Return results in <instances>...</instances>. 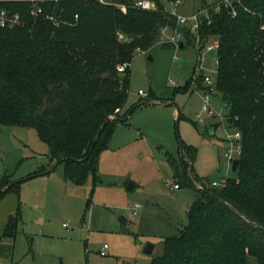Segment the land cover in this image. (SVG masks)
Segmentation results:
<instances>
[{
  "label": "trees",
  "instance_id": "1",
  "mask_svg": "<svg viewBox=\"0 0 264 264\" xmlns=\"http://www.w3.org/2000/svg\"><path fill=\"white\" fill-rule=\"evenodd\" d=\"M113 1L125 4L127 13L100 0L52 1L40 5L35 16L30 3L7 5L20 11L22 23L0 28V126L35 129L54 167L20 180L3 176L0 201L10 192L18 195L24 180L59 164L64 178L77 185L85 184L90 172L97 181L101 154L109 149L117 124H127L139 106L126 108L136 52L155 44L176 47L161 37L164 26H178L166 5L176 0H153V9L133 6L132 0ZM234 1L235 16L218 1L221 10H211L212 22L204 20L199 35L218 42L216 91L230 107L231 126L243 135L240 164L225 186L207 187L194 172L196 147L183 142L179 160L166 152L179 187L198 195L188 223L164 239L163 254L151 264H264V0ZM184 36L183 48L195 42L186 28ZM122 64L125 71L118 69ZM186 83L175 92L189 90L193 82ZM21 221L19 202L2 237L14 239Z\"/></svg>",
  "mask_w": 264,
  "mask_h": 264
},
{
  "label": "rangeland",
  "instance_id": "2",
  "mask_svg": "<svg viewBox=\"0 0 264 264\" xmlns=\"http://www.w3.org/2000/svg\"><path fill=\"white\" fill-rule=\"evenodd\" d=\"M218 1L180 0L166 5L173 13L189 16ZM217 54L216 50L204 52L207 68L197 71L194 65L199 51L194 43L184 48L155 44L146 52H136L130 68L126 108L139 106L127 124H117L109 150L99 161L97 181L90 172L85 184L71 183L65 193L45 202L44 228L38 225L41 222L36 219L35 207L25 204L23 198L22 210L26 215L14 243L13 264H151L163 254L164 239L178 235L188 223L190 207L198 195L189 187H173L179 180L173 177L166 152L180 159L183 146L178 130L185 145L197 148L194 172L206 180L207 187H211L213 180L235 175L224 158L225 140L235 132L228 124L230 107L226 99L213 91L210 104L215 115L209 118L205 114L208 116L205 124L197 121L205 104L199 74L216 78ZM187 81L193 82L189 90L183 91L182 87L175 92ZM140 90L146 96L140 95ZM152 97L154 100H149ZM172 103L182 115L178 130V110ZM210 125L216 129L213 135L206 130ZM49 153L48 145L35 129L0 126V180L8 174L11 180H20L42 166L53 168ZM62 170L63 165L59 164L54 178L61 176ZM133 181V190H128ZM196 184L203 186L200 182ZM26 187L23 191L29 194L31 190ZM16 201L17 197L10 193L0 203V233ZM122 216L127 219L125 223ZM24 228L31 230L28 237ZM43 229L51 236L39 235ZM9 240L3 243L11 244ZM106 243L107 254L101 256L100 250ZM150 243L155 248L146 254L144 250ZM0 264L11 261L0 259Z\"/></svg>",
  "mask_w": 264,
  "mask_h": 264
},
{
  "label": "built area",
  "instance_id": "3",
  "mask_svg": "<svg viewBox=\"0 0 264 264\" xmlns=\"http://www.w3.org/2000/svg\"><path fill=\"white\" fill-rule=\"evenodd\" d=\"M27 2L30 3L32 6V15H38L41 11L40 5L44 3H50L52 1L54 2H60L62 0H0V28L4 27H16L19 26L20 23H22V15L20 11L16 12L7 6L8 4H11L13 2ZM103 3L107 4H116L118 7H121L122 10L127 13V6L122 3L114 2L113 0H100ZM179 2L180 0H176ZM133 6H136L141 9H153L155 8V3L153 0H132ZM174 3V2H172ZM228 6L232 5L231 0H223V2ZM221 4L217 3L216 5L212 7H207L203 10H197L194 11L191 15H182L179 13H173L177 15V21L178 26L176 29H172L169 25L164 26L161 31V37L162 42L170 43L175 45L176 47L180 45V43L185 40L184 36V29H188L191 34H194L196 36L195 39V46L197 48V51H199L198 55V61L195 63L194 67L197 69V71H200L201 69H206L207 67L204 65V52L208 51H217L218 42L216 40H208L205 41L202 39V37L199 35V30L202 22L204 20H208L209 23L212 22L211 20V10L213 9L215 12H219L221 10ZM233 16L236 15L235 9L231 12ZM163 36L166 37V40H163ZM119 37L124 39V36L122 34H119ZM218 55V54H217ZM216 62L218 64V56L216 58ZM127 65L122 64L118 66V69L121 71H125ZM200 73V72H198ZM203 75L202 83L204 86L203 90V98L205 100V104L202 108V112L197 115V121L201 123H206V120L209 116L212 117L215 115L214 111L211 108L210 104V95L213 91L216 90V78L212 77L211 74H203L200 73L199 75ZM140 95L146 96V93L143 90L139 91ZM205 114H208V116H205ZM227 120H229L227 118ZM235 120H238V117L235 118ZM228 124L231 128L235 129L234 134L228 135V138L225 140L226 149L224 152V158L227 161V168L229 170H232L233 163L235 159H239V157L242 154L243 144H242V132L240 129L236 127H232L231 123L228 121ZM233 171V170H232ZM230 176L223 177L221 180H213L211 183V186L216 187H222L225 186L229 180ZM175 189H179V185L175 183L173 185ZM139 205H137L138 207ZM109 248V245L106 243L104 247L100 250V255L104 256L107 254V249Z\"/></svg>",
  "mask_w": 264,
  "mask_h": 264
},
{
  "label": "crops",
  "instance_id": "4",
  "mask_svg": "<svg viewBox=\"0 0 264 264\" xmlns=\"http://www.w3.org/2000/svg\"><path fill=\"white\" fill-rule=\"evenodd\" d=\"M115 131H116V128H115ZM115 133H114V135H115ZM114 135H113L111 141L113 140ZM111 141H110V143H111ZM109 147H110V144H109ZM107 150H109V149H107ZM107 150H105V151H107ZM105 151H103L102 154ZM102 154H101V156H102ZM100 160H101V157H100ZM40 168H45L46 171L52 169L50 167H45V166H42ZM54 171H51V172H48V173H44V174L39 175L38 177H35V178H30V179L24 180V183L21 185V187L19 189V194L17 195L16 193H14L15 197H17V201H16V203H15V205L13 207V210L11 212H9V215L7 216V220H8L10 215L15 214V211H16L18 205H19V202H20L21 213H22V221H21V223L18 226L19 230H18L17 235L19 234L20 229H21L20 227L23 224L24 214L26 215L25 211L22 210V207H23L22 199L23 198H25V204L28 203L29 205H33L35 207L36 219L41 222L38 225L41 226L42 228H44L43 225H45L44 224V222H45L44 213L45 212L43 211V206L42 205L46 204L45 202H47V201H49L51 199H54L55 196H58L61 193H65L67 188H68V186H69V184L74 183L72 180L70 181V180H66L64 178L63 170H62V175L61 176H56L54 178ZM34 172H35V170L31 171V172H28L23 177H26L30 173H34ZM23 177L21 179H23ZM75 185H77V184H75ZM24 186H27L26 188L31 190V192L29 194L25 193V190L23 191ZM10 193H13V192H10ZM10 193H8V194H10ZM27 194L30 195L29 196L30 199H28V197H27L28 195ZM26 197H27V201H26ZM6 198H7V195L5 196L4 199H2L0 201V203L5 201ZM24 229H25L24 233L26 235H27V233H29L31 231V230H29V228H24ZM2 232H3V227H2V231L0 233V259L3 260L4 262H10L11 261V264H13L14 261H15L14 260V256H15V244L14 243H15V240L17 238V235H16V237L14 239H10V240L13 241V243H12V242H9L10 241L9 239L2 237ZM36 234H37V232H36ZM50 234L51 233H48V231H44V229H43V231H41V234H39V235H43V236L49 237V236H51ZM27 237H28V235H27ZM5 240H9L8 243L13 244V247H12L11 244L3 243V241L7 242Z\"/></svg>",
  "mask_w": 264,
  "mask_h": 264
},
{
  "label": "water",
  "instance_id": "5",
  "mask_svg": "<svg viewBox=\"0 0 264 264\" xmlns=\"http://www.w3.org/2000/svg\"><path fill=\"white\" fill-rule=\"evenodd\" d=\"M232 5H230L229 6V10H230V12H232L233 10H234V8L236 7V2L234 1V2H232L231 3ZM183 46H184V44H183V42H181L180 43V45H179V47L180 48H183ZM149 58H152V55H150L149 56ZM144 104V103H143ZM161 104H163V102H161ZM173 105H175V107L177 108V110H178V115H179V108L177 107V105L175 104V103H172ZM110 118H115V117H110ZM109 119V118H108ZM107 119V120H108ZM123 121H125V120H127L126 118L125 119H122ZM179 120H180V115H179V117H178V119H177V130H178V124H179ZM208 130H209V134H215V132H216V129H215V127L214 126H211L210 125V127H208ZM178 136H179V142H180V145L182 146L183 145V141H182V138L180 137V135H179V130H178ZM71 159H74L73 157H70ZM57 160H59V158H57ZM239 164H240V160H238V159H235V161H234V163H233V168H232V170H233V172H236L237 170H238V167H239ZM13 183H11L10 185H12ZM135 186V182L133 181V182H130L129 184H128V190H133V187ZM202 189L204 190V191H206V189L205 188H203L202 187ZM122 218V220H123V222L125 223L126 221H127V219H126V217L125 216H122L121 217ZM154 248H155V244L154 243H150L146 248H145V250H144V252L146 253V254H151V252L154 250Z\"/></svg>",
  "mask_w": 264,
  "mask_h": 264
}]
</instances>
